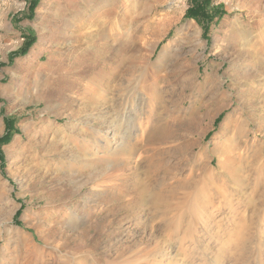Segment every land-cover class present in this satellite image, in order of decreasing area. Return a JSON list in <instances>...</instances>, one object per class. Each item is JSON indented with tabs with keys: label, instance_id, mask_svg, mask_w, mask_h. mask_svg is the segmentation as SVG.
Returning a JSON list of instances; mask_svg holds the SVG:
<instances>
[{
	"label": "rangeland",
	"instance_id": "obj_1",
	"mask_svg": "<svg viewBox=\"0 0 264 264\" xmlns=\"http://www.w3.org/2000/svg\"><path fill=\"white\" fill-rule=\"evenodd\" d=\"M189 3L0 0V264H264V0Z\"/></svg>",
	"mask_w": 264,
	"mask_h": 264
},
{
	"label": "trees",
	"instance_id": "obj_2",
	"mask_svg": "<svg viewBox=\"0 0 264 264\" xmlns=\"http://www.w3.org/2000/svg\"><path fill=\"white\" fill-rule=\"evenodd\" d=\"M223 11L221 5L214 4V0H190L189 7L186 11V15L192 17L198 25L202 28L203 32L206 33L210 23L215 19L218 20L222 15ZM27 51H23V55ZM22 55V56H23ZM7 133L0 137V147L3 143L11 138V129L13 123L7 122ZM0 158H2V153L0 152Z\"/></svg>",
	"mask_w": 264,
	"mask_h": 264
},
{
	"label": "bare ground",
	"instance_id": "obj_3",
	"mask_svg": "<svg viewBox=\"0 0 264 264\" xmlns=\"http://www.w3.org/2000/svg\"><path fill=\"white\" fill-rule=\"evenodd\" d=\"M143 72V71H142ZM98 75V74H97ZM97 75H95V78H97ZM145 75V74H144ZM94 79V78H93ZM137 88V87H136ZM135 93H136V89L135 87L131 88L130 90L127 91V93L125 94L124 97V104L126 105L125 109H130L133 104L136 101V97H135ZM123 104V105H124ZM124 105V106H125ZM124 108V107H123ZM115 128V127H114ZM126 131V130H125ZM119 133V132H118ZM113 149V148H112ZM122 150V149H121Z\"/></svg>",
	"mask_w": 264,
	"mask_h": 264
}]
</instances>
